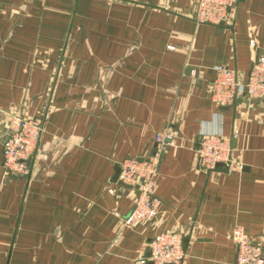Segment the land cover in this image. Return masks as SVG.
Masks as SVG:
<instances>
[{
	"label": "crops",
	"instance_id": "obj_1",
	"mask_svg": "<svg viewBox=\"0 0 264 264\" xmlns=\"http://www.w3.org/2000/svg\"><path fill=\"white\" fill-rule=\"evenodd\" d=\"M196 0H0V264H139L163 231L185 234L183 264H236L232 234L264 244V108L212 100L215 67L246 81L264 0L231 25L199 24ZM173 49H170L172 48ZM43 115L27 177L6 174L14 116ZM161 154L151 222L123 227L139 195L119 164ZM234 141L235 170L197 168L201 134ZM116 190V195L109 189Z\"/></svg>",
	"mask_w": 264,
	"mask_h": 264
},
{
	"label": "built area",
	"instance_id": "obj_2",
	"mask_svg": "<svg viewBox=\"0 0 264 264\" xmlns=\"http://www.w3.org/2000/svg\"><path fill=\"white\" fill-rule=\"evenodd\" d=\"M239 0H196L194 20L199 24L231 25L235 19ZM253 63L246 81L235 68L215 67L216 78L210 84L213 102L218 106H234L246 98L258 103L264 99V52H259L255 40ZM170 49H173L170 48ZM43 115L14 116L8 121L7 133L2 140L3 166L6 174L27 177L31 173V159L35 154L44 129ZM171 136L157 133L156 151L142 159L129 158L119 164L118 182L138 189L132 212L123 220V227L132 228L151 222L158 214L161 200L156 194L158 171L163 150L170 145ZM196 165L203 172H213L222 165L235 170V149L231 140L220 133L201 134L196 148ZM116 195V190L109 189ZM237 247L236 264H264V244L254 241L242 229L232 234ZM185 234L181 231H163L151 240L148 253L139 264H183L187 257Z\"/></svg>",
	"mask_w": 264,
	"mask_h": 264
},
{
	"label": "water",
	"instance_id": "obj_3",
	"mask_svg": "<svg viewBox=\"0 0 264 264\" xmlns=\"http://www.w3.org/2000/svg\"><path fill=\"white\" fill-rule=\"evenodd\" d=\"M195 9H196V11H197V5L195 6ZM260 107H262V108H264V99H262L261 101H260ZM231 108V106H221V109L222 110H229ZM232 146L234 147L235 146V144H234V141H233V143H232ZM221 166V165H220Z\"/></svg>",
	"mask_w": 264,
	"mask_h": 264
},
{
	"label": "rangeland",
	"instance_id": "obj_4",
	"mask_svg": "<svg viewBox=\"0 0 264 264\" xmlns=\"http://www.w3.org/2000/svg\"><path fill=\"white\" fill-rule=\"evenodd\" d=\"M30 167H31V163H30Z\"/></svg>",
	"mask_w": 264,
	"mask_h": 264
}]
</instances>
